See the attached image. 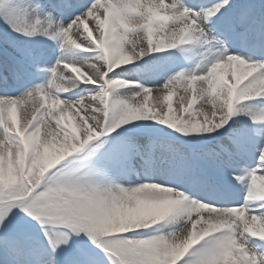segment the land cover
<instances>
[{
	"label": "snow or ice",
	"instance_id": "1",
	"mask_svg": "<svg viewBox=\"0 0 264 264\" xmlns=\"http://www.w3.org/2000/svg\"><path fill=\"white\" fill-rule=\"evenodd\" d=\"M0 264H264V0H0Z\"/></svg>",
	"mask_w": 264,
	"mask_h": 264
}]
</instances>
